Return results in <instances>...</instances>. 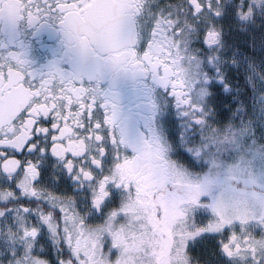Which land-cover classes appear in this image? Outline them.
<instances>
[{
    "label": "snow or ice",
    "instance_id": "1",
    "mask_svg": "<svg viewBox=\"0 0 264 264\" xmlns=\"http://www.w3.org/2000/svg\"><path fill=\"white\" fill-rule=\"evenodd\" d=\"M229 15L264 16V0H0V20L51 22L70 55L39 76L15 53L0 60V264H264V179L243 158L197 171L235 132L186 151L129 139L100 83L150 76L209 130L199 65Z\"/></svg>",
    "mask_w": 264,
    "mask_h": 264
},
{
    "label": "flooded vegetation",
    "instance_id": "2",
    "mask_svg": "<svg viewBox=\"0 0 264 264\" xmlns=\"http://www.w3.org/2000/svg\"><path fill=\"white\" fill-rule=\"evenodd\" d=\"M157 2L161 6L171 2L175 10L176 4L182 0ZM216 23L222 31V39L212 53L215 61H209L206 58L208 54L205 53L199 65L201 73L208 74V79L203 84L206 90L203 100L208 105L210 129L205 131L200 126L190 127L191 120L177 110L175 104L164 95L161 86L150 76L133 78L122 75L115 81L110 78L101 80L104 88H111L116 93L121 123L129 139L158 135L167 141L171 150L175 151L180 147L186 151L189 139L195 138L198 142L205 135L214 133L215 128H219L216 126L219 121L218 109L229 103L232 92L243 90L248 95L255 92L256 97L259 92L264 91V16L257 15L250 21H241L235 15L222 16ZM250 37L253 39L250 40ZM137 43L139 46L140 42ZM190 44L197 51H202L196 43L195 35ZM13 53L26 61L37 76L46 73L53 62L61 68L70 67V55L63 34L51 22L29 24L26 20H19L10 26L0 20V60ZM259 147L262 149V146ZM221 162L228 166L239 162L236 157H231L229 143L219 149L215 159L211 155L198 159L200 167L197 171L207 172L214 164Z\"/></svg>",
    "mask_w": 264,
    "mask_h": 264
},
{
    "label": "rangeland",
    "instance_id": "3",
    "mask_svg": "<svg viewBox=\"0 0 264 264\" xmlns=\"http://www.w3.org/2000/svg\"><path fill=\"white\" fill-rule=\"evenodd\" d=\"M231 94L229 103L218 109L219 121L216 126L219 128H215L214 132H235L236 141L229 142L231 157H236L238 161L243 158L245 167L253 173L258 187L261 179H264V91L256 97L255 92L248 95L243 90H235ZM261 132L262 137L259 138Z\"/></svg>",
    "mask_w": 264,
    "mask_h": 264
}]
</instances>
